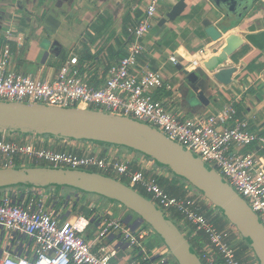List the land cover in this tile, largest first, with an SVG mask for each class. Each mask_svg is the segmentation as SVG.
<instances>
[{
	"label": "built area",
	"instance_id": "built-area-1",
	"mask_svg": "<svg viewBox=\"0 0 264 264\" xmlns=\"http://www.w3.org/2000/svg\"><path fill=\"white\" fill-rule=\"evenodd\" d=\"M166 1L151 0L138 25L128 30L127 54L109 69L103 88L89 84L80 69V58L75 54L61 65L52 81L17 72L12 67L14 49L22 47L26 37L7 26L3 29L0 57V101L97 110L155 127L216 170L264 226V156L244 152L254 145L264 151V136L250 132L249 122L238 118L232 103L214 115L177 117L153 95L165 86L172 89L163 73L152 69L142 74L135 71L145 52L144 38L154 27L160 4ZM206 57L205 51L200 52L191 61V67H201ZM170 61L179 64L176 56H171ZM76 142V149L81 153L18 144L4 135L0 138L3 161L0 168L16 167L18 158L22 163L94 171L127 182L131 188L145 191L149 200L170 218L175 217L188 239L204 235L206 241L199 255L203 264H244L237 254L240 238L243 239L238 230L231 223L222 229L217 227L214 212L219 211L186 181L177 180V188L183 195L173 196L161 180H175V177L146 158H137L131 151L112 145ZM154 171L160 174L152 175ZM17 192L6 190L0 194V237L7 244L1 247L0 264H113L121 249L134 250L136 264H175L168 248L157 251L145 248L144 242L153 232L145 224L135 228L126 224L123 216L105 217L100 222L102 229L90 241L85 238L91 223L88 216L60 218L51 209L53 194L36 189H25L23 194ZM117 236L120 242L116 246L109 243L96 246L103 239H118ZM26 240L32 244V251L25 245ZM248 254L249 251L245 262L251 264L253 260Z\"/></svg>",
	"mask_w": 264,
	"mask_h": 264
},
{
	"label": "crops",
	"instance_id": "crops-1",
	"mask_svg": "<svg viewBox=\"0 0 264 264\" xmlns=\"http://www.w3.org/2000/svg\"><path fill=\"white\" fill-rule=\"evenodd\" d=\"M179 1L167 0L160 4L154 27L144 38L145 52L135 71L142 74L152 69L163 73L172 89L165 86L155 90L153 95L177 117L186 119L214 115L232 103L237 109L238 118L249 122L250 132L264 136V0L261 5H253L224 34L226 38L232 32L238 33L244 38L245 45L231 57V62L237 68L232 85L224 87L213 84L211 104L207 108L200 107L198 103H195L196 106L188 104V88L178 66L182 65L193 71L195 69L191 67V61L200 52L218 53L225 43H213L202 37L205 30L203 22L208 18L204 11V0H188L187 9L176 21L161 23ZM150 2L151 0H0V57L3 50V29L12 26L26 37V43L14 49V70L32 74L43 81H52L57 77L61 65L71 54H75L80 58V69L89 84L103 88L109 78V69L127 54L130 42L128 30L138 25ZM206 54L208 57L209 54ZM171 56L178 58V65L170 61ZM3 136L4 134L1 137ZM5 136H12L13 139H8L14 143L33 144L56 152H82L76 149L78 142L75 140L21 133ZM244 152H257L264 156V151H260L255 145L245 148ZM44 191L54 195L51 209L58 217L71 219L82 214L88 216L91 223L85 233L87 240L93 241L96 238L100 230L96 225H100L105 217L125 218L123 208L107 199L90 194L82 196L77 191H66L63 194ZM3 192L0 191V194ZM214 214L217 227L222 229L228 226L229 222L224 215L220 212ZM153 233L145 241L152 239ZM114 240L116 239H108L110 242ZM25 243L31 250L32 244L28 240ZM162 243L159 248L163 247ZM6 246L0 237V253L1 247ZM96 246H99V242ZM153 246L154 244H149L145 248L152 250ZM123 250L118 251L113 264L115 261L117 264H136L134 254L137 253L129 258L125 255L121 257ZM248 251L253 260L251 264H259L252 251Z\"/></svg>",
	"mask_w": 264,
	"mask_h": 264
},
{
	"label": "water",
	"instance_id": "water-1",
	"mask_svg": "<svg viewBox=\"0 0 264 264\" xmlns=\"http://www.w3.org/2000/svg\"><path fill=\"white\" fill-rule=\"evenodd\" d=\"M188 0H180L161 23L176 21L187 9ZM260 0H204L208 17L203 22V39L224 41L218 53L209 54L199 69L189 71L178 66L188 88L190 106L209 107L213 84L228 87L237 68L231 57L245 45L244 38L232 32L224 34ZM214 20L216 24H214ZM37 134L46 138L62 137L87 143H102L131 151L146 158L173 177L186 181L225 216L264 264V226L247 202L212 167L183 145L137 120L109 113L77 108L55 107L0 101V133ZM63 194L67 189L95 195L114 202L138 216L124 219L131 227L148 225L163 240L175 264H203L187 235L161 208L127 184L105 174L52 166L0 168V191L25 189L50 190ZM58 193V194H59Z\"/></svg>",
	"mask_w": 264,
	"mask_h": 264
},
{
	"label": "trees",
	"instance_id": "trees-1",
	"mask_svg": "<svg viewBox=\"0 0 264 264\" xmlns=\"http://www.w3.org/2000/svg\"><path fill=\"white\" fill-rule=\"evenodd\" d=\"M16 133H21V134H30V133H26V132H15L14 134ZM0 135L2 136V133H0ZM57 138H61V139H65V138H62V137H57ZM16 161V167H38V166H49L47 164H30V163H21V161H19V159H15ZM103 174V173H102ZM177 180H181L179 178H176L175 177V180H174V183H168V181L162 179L161 182L163 184H166L167 185V191L173 195V196H182L183 195V192H181V190L177 188V185H176V182ZM136 191H138V189H135ZM79 192V191H78ZM140 194H142L140 191H138ZM18 194H23L24 193V190H18L17 192ZM143 195V194H142ZM144 196V195H143ZM146 198H148V196H144ZM149 199V198H148ZM223 215V214H222ZM148 226V225H147ZM191 239V240H190ZM188 239L190 244L193 246V248L196 250V252L198 253V255H201L202 251H203V244L205 243L206 239L204 237L203 234H198V236L196 237H193V238H190ZM194 243H193V242ZM163 242V240H162ZM246 242V241H245ZM250 249V246L246 243V245H241L240 247L237 248V254L238 256L242 259L243 263L246 264L245 262V254L246 252Z\"/></svg>",
	"mask_w": 264,
	"mask_h": 264
},
{
	"label": "rangeland",
	"instance_id": "rangeland-1",
	"mask_svg": "<svg viewBox=\"0 0 264 264\" xmlns=\"http://www.w3.org/2000/svg\"><path fill=\"white\" fill-rule=\"evenodd\" d=\"M94 111H96V110H94ZM133 120V119H132ZM150 127H152V126H150ZM152 128H154V129H156L155 127H152ZM156 130H158V129H156ZM0 137H1V135H0ZM8 138L9 139H13L12 138V136H8ZM16 141V140H15ZM47 165H49V166H51L50 164H47ZM158 174H160V172H156V171H154V172H152V175H158ZM166 180L168 181V183L170 184H172V183H174V180H172V179H169V178H166ZM126 184H128L127 182H126ZM136 189H138V191H140L144 196H148V194L145 192V191H143L142 189H140V188H136ZM51 191H55V192H57L58 190L56 189V188H51L50 189ZM179 190V189H178ZM74 192L72 189H67V192ZM81 195L82 196H84V195H86L85 193H81ZM148 198H149V196H148ZM104 199V198H103ZM108 202L110 201V200H107ZM112 202V201H111ZM123 210H124V212H125V218H127L129 215L131 216H133L134 217V219H133V222H132V224L138 219V216L137 215H135V214H133L132 212H130V210H128V209H124L123 208ZM118 214H120V213H118ZM117 215V214H116ZM115 216H113V218H114ZM175 221H176V218L175 217H172ZM176 224H177V221L175 222ZM96 227L98 228L99 227V229H102V225H99V224H97L96 225ZM154 233V235H153V238L152 239H150V240H147V241H145L144 242V244H145V246L146 247H148V245L149 244H154V246H153V250H155V251H157L158 249H159V247L161 246V243H162V239L160 238V236L155 232V231H153ZM118 237V236H117ZM190 239V238H189ZM191 240V239H190ZM120 242V240H119V237H118V239H116V240H114L113 242H110V241H108L107 239H103V240H101L100 242H99V244L100 245H106V244H108V243H110V244H114V245H116V244H118ZM158 242H160V244H158ZM193 242V241H192ZM194 243V242H193ZM163 244V243H162ZM240 244L241 245H246V242H245V240H243V239H241L240 238ZM126 250H128V251H125V250H123V252L124 253H122L121 254V257H123V255H125L126 257H128L129 258V256L130 255H133L134 253H135V251L134 250H132V249H126ZM249 250H251L252 251V253L255 255V253H254V251L250 248ZM135 255V254H134ZM256 256V255H255ZM132 257H134V256H132ZM122 261V260H121ZM246 261V260H245ZM115 264H117V261H115L114 262ZM246 264H248V262H246Z\"/></svg>",
	"mask_w": 264,
	"mask_h": 264
},
{
	"label": "flooded vegetation",
	"instance_id": "flooded-vegetation-1",
	"mask_svg": "<svg viewBox=\"0 0 264 264\" xmlns=\"http://www.w3.org/2000/svg\"><path fill=\"white\" fill-rule=\"evenodd\" d=\"M262 1H263V0L258 1L257 4L260 3V5H261V2H262ZM0 22H1V21H0ZM1 26H2V24L0 23V27H1Z\"/></svg>",
	"mask_w": 264,
	"mask_h": 264
}]
</instances>
